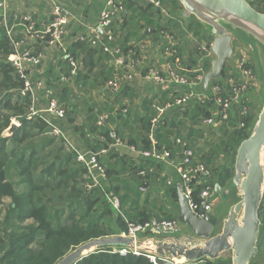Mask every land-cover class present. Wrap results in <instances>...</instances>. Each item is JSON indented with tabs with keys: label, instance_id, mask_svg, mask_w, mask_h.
<instances>
[{
	"label": "trees",
	"instance_id": "16d2710c",
	"mask_svg": "<svg viewBox=\"0 0 264 264\" xmlns=\"http://www.w3.org/2000/svg\"><path fill=\"white\" fill-rule=\"evenodd\" d=\"M162 4L165 12L154 8L147 0H125V14L120 17L119 22H114L112 25L114 39L111 44L120 49V54L126 61L132 59L135 71L146 76L149 69L157 68L151 65L146 68V63L137 65L138 61L143 58L140 54L141 47L138 46L142 42L147 43L148 39L153 37L165 53L166 45L164 46L162 42L161 34L171 35L176 41L174 49L177 54L171 55L168 62L173 65L177 60L181 61L183 51L187 52V55L190 56V62L186 61L182 69L184 70L182 74L186 75L192 72L188 70V67L193 68L201 52L207 54L201 50L202 41L205 40L207 48H209L214 42V37L206 34L205 31H200L203 29V25L195 17L184 27L176 18L169 16L181 9L182 4L179 0H162ZM251 6L264 14V0H254L251 2ZM118 23L120 26L116 27ZM148 29L153 33H151L152 35ZM233 39L234 59L232 63L225 66L223 78L214 82L215 84L224 85V81L232 77L230 70H233V62L239 55L237 52L238 45L240 41L244 42L238 35L233 36ZM78 43L82 47L89 45L91 49H97L102 60L110 59V56L105 54L100 47H92L89 43L80 40ZM30 47H36V44L30 45ZM145 48L144 51H147ZM71 49H67L68 52L76 57ZM11 53L10 41L7 39L4 30L0 28V55L3 56L0 60V88L3 86L7 88L4 94L0 92V94L2 93L0 96V262L2 264H57L68 253L86 242L126 234L127 220L132 223H146L151 221L153 217L160 221L178 219L170 212L164 211L160 193L144 191L146 185L149 187L155 185L163 191L167 200H172L179 211L177 184L167 186L165 182L157 183L158 179L156 178L159 177L161 171L165 170L162 165H157L151 160L131 158L130 154L123 148L115 146L110 136L109 125L111 121L117 120L120 127H126L130 132L136 131L135 127L138 126L139 134L136 137L125 140L119 129L117 134L126 145L134 144L145 150L153 148L150 136L158 143L157 148H161L170 147L172 145L170 137L177 134L190 142L197 160L209 167L215 165L211 169L214 185L217 183L222 187L230 184L233 190H236L232 182L235 175L236 154L242 142L250 136L248 131L244 129L234 130L227 137V141L223 142L222 149L224 151L221 166L218 160L206 156L203 149L198 148L194 142L200 135V131L197 129L200 122L210 115L208 108L211 105L209 102L201 104L198 100L191 99L182 111L174 110L172 114H166L157 124V130H154L151 121L158 115L155 103L161 99L160 105L164 106L166 102L173 101L177 95L169 99H166L167 93L164 96L143 98L141 107L146 111L144 113L139 111L133 116L124 113L126 108L123 99L130 97V92L135 93L129 89L123 94L120 92L116 99L108 93L109 102L98 107L102 110L101 115L107 116L105 119L107 125L105 126L103 123L99 125L98 116L89 114L90 109L86 108L89 114L90 132L100 137L95 142L91 140L88 142L93 145L94 150H107V153L100 156V161L105 165L108 176V180L102 181V183L106 192L115 193L120 198V209L123 213L117 211L105 198L102 187L89 189V184L92 182L89 180L85 164L77 161L75 153L66 144L67 140L74 146L66 136L67 128L65 125L66 121H74L77 114L75 115L70 103L73 93L67 87L64 88L62 79L55 76L53 72H49L47 80L40 79V76L34 77L32 74L34 67L32 66V69L30 65L27 66L31 70L33 86L39 80L44 79L46 88L53 92V98L57 100L59 107L67 111L65 122L51 119L57 127L63 129L65 137L55 136L53 129L47 125L41 116L29 119V115L20 119V126L14 131H10V136L3 137L5 130L10 127L9 118L11 116L19 118L23 111L29 113L32 106V95L19 93L24 86V81L17 75L9 59ZM33 54H38V51L33 50ZM253 60L252 68L258 75L259 69L254 58ZM58 62L62 63L61 70L64 74L71 79L76 78L78 81L81 79L78 70V75L75 78L72 77V68L66 60L60 59ZM205 67L208 70L211 64L207 62ZM175 69L177 68L175 67ZM124 70L126 72L122 70L121 75L129 73L127 69ZM113 76L112 71L110 78ZM253 90L255 89H250L245 95V103L250 109V114L244 123L249 128L253 127L258 112L257 106L255 107L249 99ZM39 102L35 105V109L39 111L45 109L44 100L40 99ZM116 104H119L122 111L115 118L112 114ZM44 115L46 118H50L49 113L44 112ZM132 116L130 124L129 121ZM185 118H190L195 128L190 129L185 126ZM236 119L238 123L243 121L238 113ZM233 124L236 125V123ZM27 166H33L35 170L27 173ZM151 167H154L155 172L149 173ZM142 169L147 171L145 178L138 176V171ZM51 179L52 183L49 182ZM198 192L199 189H196L193 193L196 199H198ZM230 194L233 195V191ZM234 195L237 200L235 202L238 203L240 199L236 194ZM7 197L12 201L11 204L2 203L3 199ZM229 209L223 213L221 218L215 215L211 220L214 225V234L221 233L223 221L229 215ZM259 213L264 230V201ZM162 214H164L163 217ZM7 225H10L8 231L5 230ZM113 250L112 248L98 249L83 257L77 264H153L146 256L135 254L124 256ZM256 260L257 258L252 264ZM195 264H211V260L206 259Z\"/></svg>",
	"mask_w": 264,
	"mask_h": 264
},
{
	"label": "built area",
	"instance_id": "2783aa9c",
	"mask_svg": "<svg viewBox=\"0 0 264 264\" xmlns=\"http://www.w3.org/2000/svg\"><path fill=\"white\" fill-rule=\"evenodd\" d=\"M125 0H107L105 6L98 15V25L88 31L87 34L81 33L78 35L81 42H87L92 47L98 46L102 51L109 55L110 58L116 60L121 66H128L129 72L125 79L130 82L134 79L135 65L132 59H126L120 54V49L113 47L111 42L114 39V31L112 28L113 23L116 20H120L121 16L125 14L126 9L124 6ZM154 8L165 11L162 0H147ZM76 20V17L70 16L64 13L62 7L55 3L50 22L39 27L28 16L15 15L10 17L4 11L0 10V28L4 30L7 39H9L12 53L10 55V61L17 75L24 81V86L19 91L21 95H32V106L30 108L31 113L28 118L41 116L47 125L53 129V134L57 137H65V133L62 128L57 127L51 119L55 121H64L66 119L67 111L61 109L57 103V100L53 98V92L49 91L45 86V80H39L38 83L33 86L31 70L27 68L28 65L34 68L39 66L43 61V54L39 51L42 47L54 49L59 59L66 60L72 68V77L78 75V60L74 55L70 54L65 47L64 37L67 34V28ZM100 31H102L100 33ZM161 39L165 47L166 53L169 55H176V41L173 36L166 33L161 34ZM36 44V47H30V45ZM143 47V46H142ZM145 48V47H144ZM37 50L38 54H33V50ZM201 50L207 52L201 59L198 60L196 65L193 66V77L190 78L185 74L180 73L175 69V65L167 62L163 71L151 68L148 70L147 75L144 76L146 82L155 83L160 85L163 89L177 90V95L173 101L166 102L164 106L155 105L158 110V115L152 120L153 127L157 128V124L161 122L160 117H164L167 110L182 109L191 99L198 100L201 104L209 102L211 107L208 108L210 113L209 117L204 119V124L211 127L214 130H220V128L233 121L232 114L235 112V106L240 105L239 114L243 121L238 124V129L246 130V123L244 121L250 114V109L245 103L244 96L250 89H255L257 75L252 68L253 63L244 54L243 45L239 43L237 48V58L233 62L234 66L231 74L232 77L224 81V85L215 84L211 82L207 88L204 87V80L206 73L204 68V58L209 57L211 52L209 48L202 46ZM210 53V54H209ZM234 59V58H233ZM126 62H129V64ZM121 77L116 74V78L107 83L108 93L116 99L117 95L122 91ZM204 89L202 93H198L197 90ZM46 92V106L43 110H36L35 105L39 104L40 99L38 94L40 91ZM208 91V93H207ZM209 95V96H208ZM44 112L49 113V117H45ZM124 113L127 114L128 110L125 109ZM218 115V118H216ZM162 117V118H163ZM105 118L99 119L98 124L102 125ZM16 127L19 124L14 123ZM115 146H119L123 149H127L129 154L134 155L136 158L151 160L162 165L167 173L170 169L173 170L175 177L179 179L180 185L183 187V196L189 203L190 209L200 220L209 218L212 220L215 217L216 210V193L215 186L212 178V171L205 163L203 164L197 160L194 149L190 142L186 139H182L177 134H173L170 137V147L157 148L158 143L150 136V141L153 144V148L145 150L137 147L134 144L126 145L119 135L117 130L113 128L110 134ZM67 146L75 153L77 161L85 164L89 176V180L92 182L89 184V189L93 187H102L105 192V198L109 204L120 212L121 200L114 193H108L104 190L102 181H107V170L103 163L100 161V156L107 153V150L96 151H83L78 147L73 146L66 140ZM154 167H151L150 172H155ZM138 176L145 178L147 176L146 170H139ZM162 173L158 177L161 180ZM167 185H174L172 180L167 182ZM199 189L198 199L193 196L194 190ZM180 221L178 219L171 220H157L151 219L146 223L129 222L127 220V233L124 234L132 239L140 240L152 236L167 237L170 235H179ZM124 256L128 254H135L138 256H146L151 263H157V256L154 254L139 252L137 250L130 249H114ZM179 260H173L174 264H178ZM0 264H2L0 262Z\"/></svg>",
	"mask_w": 264,
	"mask_h": 264
},
{
	"label": "water",
	"instance_id": "95a60500",
	"mask_svg": "<svg viewBox=\"0 0 264 264\" xmlns=\"http://www.w3.org/2000/svg\"><path fill=\"white\" fill-rule=\"evenodd\" d=\"M179 1L184 7L180 15L187 20L196 17L205 25L206 33L214 37L209 48L216 59L212 63V71L205 77L204 87L223 78L225 66L234 58L232 37L236 35L253 51L264 86V14L253 9L248 0ZM15 128L14 125L10 127L11 131ZM233 177L240 201L229 209L219 234H214V225L209 218L200 220L193 214L183 196V187L179 185L178 220L190 228L191 234L152 236L140 240L126 235L99 238L80 245L57 264H77L88 255L84 253L92 248H95L94 251L120 248L154 254L158 264H174L173 260L195 264L232 252L234 264H252L264 246V230L259 213L264 201V99L250 136L237 150ZM226 192L230 194V190ZM215 193L223 195L224 188L216 184Z\"/></svg>",
	"mask_w": 264,
	"mask_h": 264
},
{
	"label": "crops",
	"instance_id": "0c3cea01",
	"mask_svg": "<svg viewBox=\"0 0 264 264\" xmlns=\"http://www.w3.org/2000/svg\"><path fill=\"white\" fill-rule=\"evenodd\" d=\"M106 2L107 0H0V10L4 11L7 15H9L10 17H13L15 15H18L19 17L28 16L39 27L50 22V18L52 16L55 3H57L62 7L65 14L76 17V20L71 22V24L67 28V34L64 37L65 38L64 44L68 50L72 48L71 50L78 59L79 62L78 72L81 74L80 75L81 79L79 81L76 78L71 79L68 75L63 73V71L61 70L62 63L58 62V60L60 59L58 58L55 50L51 48L42 47L39 50L44 56L42 63L39 66L35 67L34 69L32 68V66L31 68L33 69L32 74L34 75V77L40 76L39 77L40 79L42 78L46 79L49 76V72H53L55 76H58V78L62 79L64 83V88L67 87L69 91L73 93V98L71 99L70 103L73 106L74 113L75 115L77 114V117L74 121L65 120L66 121L65 127L66 128L68 127L65 132L68 139L74 144V146H76V148L78 147L80 150L86 152L96 151L92 148L93 145H91V143L88 142V140L95 142V140H98V138H100L96 134L90 132V127H89L90 122L88 120L89 114H92L93 116L96 114L98 116V119H102V118L106 119L107 116L101 115L102 110L99 109L98 107L100 105H104L105 103L109 102L108 91L106 87L109 81L116 78V74H119V76L121 77V83H122L121 85H123L120 94H123V92L125 91H129V89L135 91V93H131V92L129 93L131 94L130 97L128 96L123 99V104L125 108L128 110L127 113L128 115L134 116L135 113L139 111L140 113H144V111H146L144 108L141 107L143 98H146L148 96L151 97L162 96V95L164 96V94L167 93L166 99H169L172 98L175 95V93H177V90L174 89L165 90L158 84L146 82L144 76L138 73L137 71H135L136 75L134 79L128 82L125 79L126 75L120 74L122 70L123 71H125L124 69L128 70L129 69L128 66H121L116 62V60L112 58H110L109 60H105V59L102 60V58H100V54H99L100 52H98L97 49H91L89 45H85L82 47V45L78 43L79 34L81 33L87 34L88 31H90L92 28L97 27L99 22L98 15L105 6ZM183 10L184 7L182 5L181 9L173 12L174 15L171 14L170 16L176 18V20L179 21L181 24H183V26L185 27L191 22V19L194 16H192L190 20L185 19L183 16L180 15ZM117 21L119 22V20H116L115 22ZM202 25H203V29H200V31L203 32L205 31L206 33V27L203 23ZM117 26L118 27L120 26L119 23L116 24V27ZM151 33L152 32H150V35L153 34ZM148 43L151 44V49H147V51H144V47H146V44L148 45ZM148 43L142 42L138 46L142 48V49L140 48L141 51L140 54L143 56V58L138 61L137 65L146 63L145 64L146 68L147 66L151 65V66H155L157 70L163 71L171 55L166 53V51L164 53L163 49L159 46V43H156L155 38L150 37L148 39ZM203 44L205 45V47H208L205 40L202 41V45ZM182 56L183 59L181 61L177 60L174 63L175 67L177 68V71L181 73L184 71L182 70L183 64H185L186 61L190 62V56L187 55V52L183 51ZM191 68H192L191 66L188 67V70L192 71L190 73H187L188 75H193L194 73ZM211 69L212 66L210 70ZM234 70H235L234 72L236 73V69ZM112 71L114 73V76L110 78V74ZM231 72L232 71L230 70V73ZM83 76L84 78L82 79ZM43 100H44L43 102L44 105H46V99L43 98ZM160 101L161 99H158V101L155 104L160 105L161 104ZM86 108L90 109L89 114ZM114 108L115 109L112 116L116 118L118 113H120L122 109L120 108L119 104H116ZM233 115L234 116H232V118L236 120L237 113L235 114L234 112ZM133 116L129 121L130 124ZM105 119L103 121L104 126L107 125ZM137 127L138 126L135 127L136 131L130 132L126 127H120L119 122L117 120L111 121L109 125L110 131H112L113 128L116 130L119 129L121 135L125 138V140L126 139L128 140L131 137H136L139 134V127L138 128ZM154 130H157V128L154 127ZM217 131L220 132L221 130H217ZM124 150L129 154L127 149ZM130 157L132 158L135 156L130 154ZM177 180H176L177 182L176 184L178 187L180 181L179 179ZM151 187L152 186L149 187L146 185L144 191H149ZM153 187L155 189H158V187H156L155 185H153ZM222 188H224V191L227 190L225 186H222ZM158 192L161 194L162 197L165 198V201H168L167 197H165V194L161 189H159ZM215 196L219 197L220 195L216 194ZM179 212L180 211L174 214L175 217L178 218ZM191 233L192 232L189 228L188 231H186V235ZM261 249L262 250L260 251V254L258 255L257 260L254 264H264V249L263 248ZM211 264H234L233 253L232 252L224 253V255H222L218 259L211 260Z\"/></svg>",
	"mask_w": 264,
	"mask_h": 264
},
{
	"label": "rangeland",
	"instance_id": "374dc122",
	"mask_svg": "<svg viewBox=\"0 0 264 264\" xmlns=\"http://www.w3.org/2000/svg\"><path fill=\"white\" fill-rule=\"evenodd\" d=\"M250 3L251 2H254V0H248ZM165 12V11H164ZM170 16V15H169ZM171 17V16H170ZM172 18H174V17H172ZM233 38V37H232ZM234 40V39H233ZM233 40H232V42H233ZM163 41V40H162ZM148 43V42H147ZM197 44V43H196ZM240 44H242L243 45V48H244V54L249 58V59H251V61H254L253 60V58H255L254 57V53H253V51L250 49V47L245 43V42H241L240 41ZM212 45V44H211ZM195 46H197V45H195ZM202 46H205L204 44L202 45ZM239 46V45H238ZM146 50L147 49H151V44H149L148 43V45L146 44ZM153 47V46H152ZM209 52H211V50L209 51ZM204 53H202L201 52V54L197 57V62H198V60L199 59H201V57L202 56H204L203 55ZM208 54V53H207ZM206 54V55H207ZM210 54V53H209ZM11 55V54H10ZM10 55H9V57H10ZM209 57H206V58H204V68H206L205 67V63H207V62H209L210 64H211V66H212V62L216 59V57H215V55H214V53L213 52H211V55H208ZM3 58V56L2 55H0V60ZM10 59V58H9ZM196 62V63H197ZM196 63L194 64V65H196ZM232 63V62H231ZM253 63V62H252ZM254 64V63H253ZM233 65V64H232ZM208 68H211V67H208ZM206 70V69H205ZM209 70V71H208ZM208 70H206L208 73L211 71L210 69H208ZM186 73V72H185ZM208 73H206V75L208 74ZM186 75H188V74H186ZM190 78H192L194 75H188ZM123 86V85H122ZM14 90H17V89H14ZM5 91H7V88H6V86H3L2 88H0V92H2L3 94H4V92ZM204 91V89L203 88H201L200 90H197V92L198 93H202ZM2 93L0 94V96L2 95ZM80 93V92H79ZM81 93H83V92H81ZM207 93H208V91H207ZM45 94H46V92L44 91V90H42V92H40V94H38V98L39 99H43V98H45ZM263 95H264V86H263V84L261 83V81H260V73L257 75V78H256V87H255V90H253L251 93H250V95H249V99H250V102L256 107L257 106V109H260L261 108V106H262V101H263V99H264V97H263ZM209 96V95H208ZM245 99V96H244V98H243V100ZM249 101V100H248ZM239 108H240V105L238 104L237 106H235V114L237 113V110L239 111ZM183 109V108H182ZM182 109H177L178 111H182ZM177 110H175V111H177ZM11 113V112H10ZM31 113V111L28 113V112H22V114L20 115V117L18 118L17 116H11L10 118H9V124H10V127L11 126H15V124L14 123H16V124H19L20 125V119L22 118V117H24V116H26V115H29ZM172 114L173 113V110H167V112H166V114ZM165 114V115H166ZM233 115V114H232ZM234 116V115H233ZM163 117V116H162ZM162 117H160V120L162 119ZM218 118V115H216V118L215 119H217ZM238 122V120L236 119H234L233 118V123H236V125L238 126L239 124L237 123ZM233 123H229V124H226V125H224L223 126V128L221 129V131L220 132H218V131H216V130H214V129H212L211 127H209V126H207L206 124H204V119L202 120V122H200V125H199V127L197 128L200 132V135H198V137H197V139H195V141L194 142H196L197 143V146H198V148H202L203 149V153H205L206 154V156H209V157H211L212 159H215V160H218V162L221 164V166H222V163H223V142H225V141H227V137H229L233 132H234V130H237L238 129V127L236 126V125H234ZM184 124H185V126H187V127H189L190 129H193V128H195V125L194 124H192V122H191V120H190V118L189 119H186L185 118V121H184ZM10 127L9 128H7L6 130H5V132L3 133V137H5V136H10L11 135V133H10V131H11V129H10ZM17 128V127H16ZM68 128V127H67ZM252 130H253V127L252 128H249V126L246 124V130L245 131H248L249 133H251L252 132ZM198 133V134H199ZM200 136V137H199ZM214 149H216L215 150V152H214ZM218 165V164H217ZM216 165V166H217ZM215 165H213V167H214ZM211 167V168H210ZM209 168L210 169H212L213 167H212V165L210 166ZM33 170H35V168L32 166V167H30V166H27V173H30L31 171H33ZM161 173H162V176H161V181L158 179V178H156V179H158V182L157 183H164L165 182V184H167V182L169 181V180H172L173 182H174V184H176L177 182H176V180H177V177H175V175H174V172H173V170L172 169H170V171L167 173V171H161ZM216 181H217V179H215ZM178 181V180H177ZM49 182H51L52 183V179L49 181ZM214 182V181H213ZM51 183H47V184H51ZM217 183H215V185H216ZM179 185H180V183H179ZM214 185V186H215ZM168 186V185H167ZM170 186H172V185H170ZM226 187V189L227 190H230V193H231V191H233V195H229V192L227 193L226 191H224V193H223V195H221V196H219V197H217L216 198V202H217V200H218V202L216 203V217H219V218H221L222 216H223V213L224 212H226L227 211V209H229V207L233 204V205H235L236 204V202L235 201H237L236 200V196L234 195V194H236L237 192H236V190H233V188L230 186V184H228L227 186H225ZM228 187H230V188H228ZM155 192V193H159L158 191H159V188L158 189H155L153 186L150 188V190L148 191V192ZM161 198H162V202H163V208H164V211L165 212H170L172 215H174V214H176V212H178V210H177V207L175 206V204L172 202V200L171 199H169L168 201H165V198L164 197H162V196H160ZM240 199V198H239ZM4 201V202H3ZM3 201H2V203H5V204H7V203H12V201H10V198H4L3 199ZM232 205V206H233ZM231 208V207H230ZM179 211H180V208H179ZM120 212H121V209H120ZM121 213H123V212H121ZM242 214V213H241ZM162 217L164 216V214H162L161 215ZM152 219H156L155 217H153ZM226 219V218H225ZM10 229V225H7V228L5 229L6 231H8ZM188 226H186L185 224H182V223H180V231H179V233H180V235H185L186 234V231H188ZM93 252H95V251H92L91 253H93ZM90 253V254H91ZM178 262V264H184V262L183 261H181L180 260V262L179 261H177Z\"/></svg>",
	"mask_w": 264,
	"mask_h": 264
},
{
	"label": "bare ground",
	"instance_id": "6f19581e",
	"mask_svg": "<svg viewBox=\"0 0 264 264\" xmlns=\"http://www.w3.org/2000/svg\"><path fill=\"white\" fill-rule=\"evenodd\" d=\"M94 250H95V248H92V249H90L89 251H86L84 254L87 255V254H89L90 252H92V251H94ZM179 262H180V260H179Z\"/></svg>",
	"mask_w": 264,
	"mask_h": 264
}]
</instances>
